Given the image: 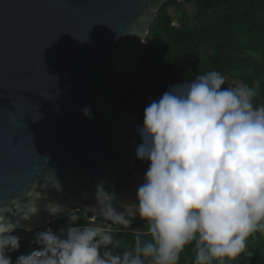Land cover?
<instances>
[{
  "label": "water",
  "instance_id": "obj_1",
  "mask_svg": "<svg viewBox=\"0 0 264 264\" xmlns=\"http://www.w3.org/2000/svg\"><path fill=\"white\" fill-rule=\"evenodd\" d=\"M167 1L0 0V222L32 231L69 208L92 220L100 182L117 208L135 199L139 118L114 97Z\"/></svg>",
  "mask_w": 264,
  "mask_h": 264
},
{
  "label": "clouds",
  "instance_id": "obj_2",
  "mask_svg": "<svg viewBox=\"0 0 264 264\" xmlns=\"http://www.w3.org/2000/svg\"><path fill=\"white\" fill-rule=\"evenodd\" d=\"M224 84L223 75L208 71L171 86L144 109L135 155L149 166L133 201L117 208L100 182L92 221L83 225L71 208L48 205L68 223L59 232H37L38 248L14 262L10 253L21 237L0 222V264H178L188 245L193 264H226L245 253L249 238L264 234V105L254 103L256 87ZM82 112L91 117L88 107ZM97 217L110 224H97ZM137 217L146 231L114 251L113 233L130 229Z\"/></svg>",
  "mask_w": 264,
  "mask_h": 264
},
{
  "label": "trees",
  "instance_id": "obj_3",
  "mask_svg": "<svg viewBox=\"0 0 264 264\" xmlns=\"http://www.w3.org/2000/svg\"><path fill=\"white\" fill-rule=\"evenodd\" d=\"M185 6H192V12ZM170 7L180 11L177 25L173 23ZM212 70L225 77L222 87H234L237 81L256 87L254 103L264 105V0H168L149 27L127 88L114 99L137 112L139 127L150 102L171 86ZM140 142L137 134V146ZM148 166V162L135 158L136 170L146 171ZM75 213L81 225L92 221L91 215L81 209ZM67 223L65 216L32 231L15 230L21 241L19 250L10 253L13 262L38 248L33 242L37 232L47 228L59 232ZM96 223L110 224L99 217ZM135 231H146L145 223L138 217L130 229L113 233L118 241L113 250L129 248ZM194 256L193 246L188 245L178 264H193ZM226 264H264V234L257 232L250 237L246 252Z\"/></svg>",
  "mask_w": 264,
  "mask_h": 264
},
{
  "label": "rangeland",
  "instance_id": "obj_4",
  "mask_svg": "<svg viewBox=\"0 0 264 264\" xmlns=\"http://www.w3.org/2000/svg\"><path fill=\"white\" fill-rule=\"evenodd\" d=\"M185 7L187 8V10H189L190 12H192V6H185ZM169 11L172 14V16L174 17L173 23L175 25H177L178 24L177 17L180 16V11L176 10L174 7H170ZM235 83L240 84L238 81L235 82Z\"/></svg>",
  "mask_w": 264,
  "mask_h": 264
}]
</instances>
